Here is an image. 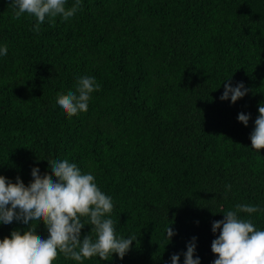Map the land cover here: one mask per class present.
<instances>
[{
  "label": "trees",
  "instance_id": "16d2710c",
  "mask_svg": "<svg viewBox=\"0 0 264 264\" xmlns=\"http://www.w3.org/2000/svg\"><path fill=\"white\" fill-rule=\"evenodd\" d=\"M13 16L0 0V175L27 186L32 168L51 175L47 161L68 159L112 198L117 236L137 238L123 260L83 264H184L193 237L194 258L212 264V224L237 204L258 205L241 215L264 230V149L249 138L264 104V0H81L39 33ZM82 76L100 90L69 118L57 96ZM229 79L249 89L235 104L220 99ZM27 228L0 224V240Z\"/></svg>",
  "mask_w": 264,
  "mask_h": 264
},
{
  "label": "clouds",
  "instance_id": "9594fccd",
  "mask_svg": "<svg viewBox=\"0 0 264 264\" xmlns=\"http://www.w3.org/2000/svg\"><path fill=\"white\" fill-rule=\"evenodd\" d=\"M67 3L68 0H9L13 18L19 20L25 14L34 17L36 25L32 30L37 33L46 18L50 24L57 17L67 21L80 9L81 0H75L71 7H66ZM7 53V45L0 47V56ZM227 81L222 101L230 99L235 104L248 94L243 82L233 87L230 79ZM99 90L94 77L82 76L77 80L76 91L58 94L56 102L71 118L86 113L91 94ZM258 112L249 138L251 148L260 152L264 149V104ZM250 118V114L243 112L238 115V121L245 127ZM47 162L51 175H41L40 169L34 167L27 186L19 176L13 183L0 175V224L16 221L28 225L23 234L13 230L10 237L0 240V264H54L61 254L77 264L93 257L108 261L114 254L123 260L137 238L117 236L110 218L114 208L112 198L100 190L93 174L83 173L76 163L68 159ZM226 187L231 189V185ZM260 211L258 205L237 204L223 214V220L213 222L212 232L219 234L211 244L216 257L212 264H264V230L257 229L251 219L241 215L251 217ZM33 222H38V227L45 226L46 239L37 234L38 228L30 226ZM85 226H90L91 231L82 237ZM166 233L169 241L175 235L170 226ZM186 248L184 264H201L198 256L194 258L195 237ZM179 260L180 254L171 256V264H179Z\"/></svg>",
  "mask_w": 264,
  "mask_h": 264
}]
</instances>
